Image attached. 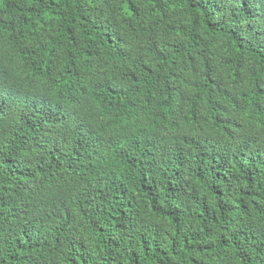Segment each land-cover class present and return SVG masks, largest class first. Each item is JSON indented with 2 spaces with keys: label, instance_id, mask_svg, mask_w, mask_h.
Wrapping results in <instances>:
<instances>
[{
  "label": "trees",
  "instance_id": "trees-1",
  "mask_svg": "<svg viewBox=\"0 0 264 264\" xmlns=\"http://www.w3.org/2000/svg\"><path fill=\"white\" fill-rule=\"evenodd\" d=\"M0 264H264V0H0Z\"/></svg>",
  "mask_w": 264,
  "mask_h": 264
}]
</instances>
